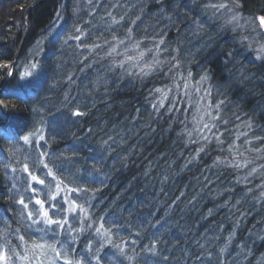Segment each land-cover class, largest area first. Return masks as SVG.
<instances>
[{"label": "trees", "instance_id": "obj_1", "mask_svg": "<svg viewBox=\"0 0 264 264\" xmlns=\"http://www.w3.org/2000/svg\"><path fill=\"white\" fill-rule=\"evenodd\" d=\"M241 3L245 14L264 15V0ZM204 4V0H198L192 6L199 9ZM85 5L86 0H0V85L15 83L33 61L44 66V77L57 82V87L42 93L44 98L40 100L0 97L12 109L7 124H3L7 117L0 120V148L6 149L18 135L33 131L34 122L41 120L45 135L55 137V142L49 141L50 150L69 148L76 140L80 166L95 165L98 170L93 173L95 182L87 185L99 189L93 201L96 215L109 213L120 224H126L128 227L120 233L125 239L137 238L136 233H141L137 252L150 240L159 241L158 256L148 254L135 264H264V180L254 175L238 183L237 177L242 180L249 169L235 171L214 166L220 155L214 145L208 154L201 153L193 159L197 146L188 144L186 136L177 135L183 126L175 120L183 117L175 112L166 114L164 109L157 115L151 107L149 90L161 86V79L152 78L141 84L129 75H121L120 70L109 71L107 59L77 49L79 41L62 43L73 33V25L91 21L93 26L102 28L110 23L109 12L121 21L112 26L114 30L122 35L124 29L132 28L137 38L157 36L152 29L156 24H165L168 28L163 30L168 32L180 28L183 22L179 23L177 16L187 14L193 21L197 13L184 0H98L99 6L92 9ZM74 9L78 15L73 14ZM200 23L203 31L197 32L192 26L181 30L177 39L169 37V33L164 37L173 42L170 48L178 47L181 55L187 54L195 78L207 70L211 83L222 86L221 93L232 101L226 117L235 112L241 118L233 120L229 128L251 120L254 127L249 136L252 132L264 136V67L255 65L260 61L246 44L240 43L244 32L235 30L231 35L232 30L219 27L210 32L203 14ZM37 41H41L39 48ZM233 46L239 51L234 61L227 55ZM99 56H104V52L100 51ZM223 61L231 64V79L223 73ZM69 75L71 81L67 79ZM97 80L100 83L94 86ZM65 92L68 101L64 100ZM81 102L86 105L81 111L87 115L73 117L71 109ZM33 107H42L43 113L34 114ZM88 129H92L91 135ZM238 131L248 129L241 127ZM109 137L112 139L106 147L102 141ZM235 143L242 144L243 138ZM240 153L255 163L249 167L264 164V160L245 152L243 147ZM70 154L71 151L66 153ZM35 155L34 152L33 158ZM224 156L239 160L234 152H225ZM19 158L23 160L22 156ZM12 162L14 167L20 166L15 160ZM8 173L6 176L0 166V213L11 218L17 209L7 196L13 180L11 169ZM221 248L226 250L221 253Z\"/></svg>", "mask_w": 264, "mask_h": 264}, {"label": "snow or ice", "instance_id": "obj_2", "mask_svg": "<svg viewBox=\"0 0 264 264\" xmlns=\"http://www.w3.org/2000/svg\"><path fill=\"white\" fill-rule=\"evenodd\" d=\"M190 3L195 5L197 0H190ZM85 6L88 9L98 7V0H86ZM243 7L241 0H216L204 4L203 11L211 13L209 19L222 18L221 27L225 30L243 29L247 22L254 23L258 19L259 23L253 31L258 28L264 33V15L245 17ZM73 14L78 15L77 9H74ZM107 15L110 23H105L102 28L93 26L91 21H85L82 26L73 25V33L62 42L63 45H68L69 41H79L77 49L83 48L88 51L89 56L107 59L109 71L120 70L121 75H129L141 84L152 78L161 79V86L149 90L151 107L157 115L164 109L166 114L175 112L183 117L175 120L183 126L177 135L186 136L188 144L197 146L193 159L201 153L208 154L214 145L220 153L215 158L214 166L232 168L235 171L249 169L242 180L237 177L238 183L248 181V177L254 175H259L264 180V164L260 165L259 170L255 166L249 167L254 162L240 153V148L243 147L245 152L250 151L257 159L264 160V136H258L255 132L249 136L254 127L251 120L236 124L235 129L229 128L233 120L240 121L241 118L235 112L231 117H226L232 101L221 93V85L211 83L209 71L198 73V79L195 78L187 54L181 55L178 47L170 48L173 42L166 40L162 32L158 34L159 39L147 35L137 38L132 28L124 29L121 35L112 27L120 25L121 21L113 18L110 12ZM241 20L246 23L242 24ZM193 23L197 32L203 31L199 21ZM96 32L100 35H96ZM87 39L93 42L87 44L84 42ZM149 43L151 47L147 46ZM240 43L246 44L255 53L256 60L264 62V42L256 37L249 39L244 36ZM40 45L41 41H37L38 48ZM120 49L124 51L121 52ZM100 51L104 52V56H99ZM131 52L138 55H132ZM227 55L231 57L232 53ZM43 72L44 66L39 61L31 62L28 70L20 74L15 83L0 85V97H16L26 102L43 99L42 93L57 87V82L54 79L50 82V78L42 75ZM9 76H13V73H9ZM67 79L71 81V75ZM165 80L167 83H164ZM99 83V80L95 81L94 86ZM64 100L68 101L67 92L64 93ZM82 105L83 102L74 104L71 109L73 117L87 115V112L81 111ZM11 111L10 106L0 99V120L9 116ZM31 111L42 114L43 108L33 107ZM241 127L248 131H238ZM88 134H92V129H88ZM241 137L244 138L243 143L237 145L235 141H239ZM111 139L109 137L102 143L108 147ZM50 140L55 142V137L45 135L41 120L34 122L33 131L18 135L15 142L6 149L0 148V152L6 154L0 155V166L6 176L9 175L8 169H11L13 176L7 196L17 209L11 218L0 213V264H105V261L107 264H135L148 254L158 256L156 246L159 241L150 240L137 252V238L141 233H136L137 238L129 236L125 239L120 233L123 228L128 227L126 224H120L109 213L96 215L93 201L99 189L89 188L87 185L95 182L93 173H98V170L95 165L90 168L80 166V157L76 152L77 141L74 140L69 148L56 151L50 150ZM42 141L43 150L40 147ZM69 151L71 154L66 155ZM225 152L229 155L234 152L239 160H229L224 156ZM20 156L23 157L22 161ZM13 160L20 165L18 168L13 166ZM248 191L251 192L252 189L249 188ZM261 198H264V193ZM211 214L212 210H209V215ZM225 250L221 248L220 252ZM109 252L112 253L111 256ZM208 255L211 256V253ZM163 259L166 260L167 257Z\"/></svg>", "mask_w": 264, "mask_h": 264}, {"label": "bare ground", "instance_id": "obj_3", "mask_svg": "<svg viewBox=\"0 0 264 264\" xmlns=\"http://www.w3.org/2000/svg\"><path fill=\"white\" fill-rule=\"evenodd\" d=\"M184 1H186L187 2V4L189 5V9H191L192 11H193V13L195 12V13H197V16H196V18L193 20V21H199V23H200V21H201V16H202V14L205 16V18L209 21V24H210V27H209V31L210 30H212V29H214V28H216V27H219V28H222L221 26L223 25V19L222 18H218V19H209V17L211 16V13L209 12V13H206V12H204L203 11V6H200V8L199 9H197V8H193L194 6H192V4L190 3V0H184ZM198 1V0H197ZM204 2H206V3H209V2H216V0H204ZM191 6V7H190ZM192 13V14H193ZM243 15L245 16V17H249V15H247V14H245V12L243 11ZM261 14H257V15H255V16H252V17H258V16H260ZM191 16H193V15H191ZM178 20H179V23H180V21H182L183 22V24L181 25V27L180 28H176V27H174L173 29H170L171 31L170 32H168L169 30H163V29H167L168 27L167 26H165V24H156V25H153L152 26V29H154V30H156V37H159V33H163V34H166V33H169V34H167L169 37L170 36H173L174 38H176L177 39V37H178V33H180V31L181 30H188V28L189 27H196L195 26V24L193 23V21H192V19H190L189 20V15H187V14H185V15H179V16H177L176 17ZM186 22H185V21ZM244 20H241V22H243ZM256 21V20H255ZM251 21H249V22H244V24L246 23V24H249ZM252 23V22H251ZM201 24V23H200ZM204 29V28H203ZM236 30H240L241 32L240 33H242V32H244V33H242L241 34V37H244V36H247V37H251L250 36V33L249 32H245V31H242L241 29H239V28H237ZM211 32V31H210ZM236 31H231L230 32V34L232 35V34H234ZM245 34V35H244ZM259 35H260V37L264 40V33H259ZM252 51V50H251ZM238 52L239 51H237V49L235 48V46H233V51H232V56L230 57V59L231 60H235L236 58H238V56H239V54H238ZM252 53H254L253 51H252ZM253 56H254V58H255V53L254 54H252ZM262 63V64H261ZM264 62H260V63H256L255 65H257L258 67H264ZM221 68H222V70H223V73H225V74H229V76L228 77H230V79H231V77L233 76V70L231 69V64L230 63H228V62H225V61H223L222 62V65H221ZM246 80H249V79H246ZM250 81V80H249ZM243 83V82H242ZM237 98V97H236ZM3 102L5 103V104H7V102H6V100H4L3 99ZM9 121V117H7V119H5L4 120V122H3V124H7V122ZM244 139V138H243ZM255 242H259V241H257L256 239H255Z\"/></svg>", "mask_w": 264, "mask_h": 264}, {"label": "rangeland", "instance_id": "obj_4", "mask_svg": "<svg viewBox=\"0 0 264 264\" xmlns=\"http://www.w3.org/2000/svg\"><path fill=\"white\" fill-rule=\"evenodd\" d=\"M244 22L245 21H243V22H241L242 24H244ZM259 23V21H258V19L253 23H249V24H246V26H245V28H243V29H241V30H243V31H245V32H249L250 33V38L249 39H251L252 37H256V39L257 40H259V41H261V42H264V40L260 37V35H259V33H260V29H256L255 31H253V28L255 27V25L256 24H258ZM131 53H134V52H131ZM132 55H134V54H132ZM135 55H138V53H136L135 52ZM6 65H9V63H5ZM198 79V78H197ZM241 138H243V137H241ZM255 164V163H254ZM258 170L260 169V166L257 168Z\"/></svg>", "mask_w": 264, "mask_h": 264}]
</instances>
